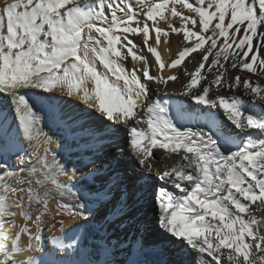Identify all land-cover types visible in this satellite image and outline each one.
Masks as SVG:
<instances>
[{
	"label": "snow or ice",
	"instance_id": "6c2138e0",
	"mask_svg": "<svg viewBox=\"0 0 264 264\" xmlns=\"http://www.w3.org/2000/svg\"><path fill=\"white\" fill-rule=\"evenodd\" d=\"M173 33L181 47L166 61L159 49L163 42L168 50ZM169 82L180 92L161 91ZM24 90L48 94L53 107L58 97L83 103L125 127L146 176L156 175L154 150L174 156L156 175L158 221L201 264H264V0H5L0 7V93L11 97L17 121L16 129L0 123V264H93L81 259L80 232L93 212L75 184L59 179L75 180L81 170L49 161V148L38 155L53 140ZM177 95L199 107L189 111ZM218 115L243 138L225 142ZM46 185L61 197L55 213ZM45 217L64 233L47 246Z\"/></svg>",
	"mask_w": 264,
	"mask_h": 264
},
{
	"label": "bare ground",
	"instance_id": "6f19581e",
	"mask_svg": "<svg viewBox=\"0 0 264 264\" xmlns=\"http://www.w3.org/2000/svg\"><path fill=\"white\" fill-rule=\"evenodd\" d=\"M8 2H11V0H8ZM81 2L83 3L84 0H81ZM4 3L5 0H0V7H2ZM180 47V36L174 33L170 34L168 50L165 49L163 42L159 49L161 51L162 59L167 61L169 55H174ZM147 55L151 62L154 57H152L151 54ZM193 56H196V59L200 58L195 53ZM190 60H192V57H188L185 60V64L191 69L193 64L189 63ZM126 66L129 69L132 68V61L130 58ZM165 72H167V69ZM249 75H251L253 79L259 78L255 74ZM180 90L181 86L175 82H169L166 89L163 87L161 88V91L168 92H180ZM24 91L26 93V98H29L30 103L34 106V110L37 111L42 118L40 127L48 136L52 137L53 140L50 145L42 143L38 155L43 157L45 155V148H49L50 150L47 152L49 161H51L53 156H56L57 159L61 160L68 169L77 168L81 170L77 173L75 180L71 178L70 174L61 176L59 179L64 184H75L76 187L81 190L82 198H86L84 199V203L93 212L91 222L88 223L85 228L80 229L81 234L85 238L86 251V254L83 255L81 259L93 261L92 257L93 255H96V260L93 264H103L105 256L102 253V250L97 246L100 245L99 243L101 242V239H105L102 231L108 224V219H112L114 224L117 225L120 220L118 217L128 211L125 207L127 206L126 200L129 197L128 195H136L137 189L139 190V185L141 184L143 187L145 184L155 182V175H144V169L140 166L138 171L135 170L137 168H132L131 165L137 163L128 148L125 150V152L128 153L125 158H121L119 154L115 153L113 145L116 143L121 144L125 141L122 126L113 125L107 120L102 119L95 111L86 108L83 103L73 102L71 99L65 97H58L57 104L53 107L52 102L48 99V94L37 90ZM236 94L242 95L239 92ZM173 99L177 102L183 103L184 107L189 111L199 107L194 105L193 102L186 97L177 95L174 96ZM243 99L244 101L249 102V106L251 107L248 97L244 96ZM253 111L258 112L260 109L254 107ZM218 120L220 125L222 123L230 130V135H228L230 143L233 140L242 139L243 135H245L237 133L231 125L224 121L222 115H218ZM0 123L10 129H16L17 126L13 101L10 96L5 95L4 93H0ZM17 134L19 133L17 132ZM37 139L42 142L44 137L41 135ZM25 147L27 151H31L27 145H25ZM160 153L161 150L159 149L153 151V154L156 155H159ZM99 157L100 159L103 157L104 160H107V163L99 162ZM126 158L129 159L128 162H126ZM8 159L10 162L14 161V157L11 155ZM32 161L36 163L37 167H39V162L35 160V157H32ZM174 163L175 157L173 156L171 158H166L162 165L164 166L163 168H165V166L170 167ZM126 165L130 166L131 169L130 172H128L132 176L131 183L127 181L129 178H126L125 181L124 177L119 173V167H124ZM121 186H123V189ZM45 189L51 191V196L53 198L48 201V204L53 213H55L61 197L59 193L55 191L54 186L46 185ZM116 194H118V199L117 196L113 197ZM119 196H121V200H119ZM154 197L155 195H152V198L144 204L145 210L138 213L136 222L140 224V227L145 226L147 228L155 229V232L158 233L159 237V242H157L158 245L155 244L154 249L149 250L145 254L137 252L131 254L128 253V251L124 254L122 253L121 255L123 258L121 264H130V262L134 260L139 261L140 264H201L200 258L194 251L189 249L181 241L174 239L161 228L158 221V209L155 205L156 200ZM63 199L68 201L69 197L65 195ZM12 203L15 204L16 202L13 200ZM254 214L258 220L262 218V214L259 211ZM62 218L67 219L66 214ZM123 219V222L118 225L121 229L123 228V225H126L125 217ZM50 223H55V221L51 220L50 217H45L43 235L46 246L48 245L49 238L53 235H64L59 224L56 225V228L50 229L48 227V224ZM123 233L124 232L121 234ZM74 234L75 233H69V236ZM131 235L132 233H129L128 238L126 239L127 241H129ZM121 241L122 239H120V242ZM132 245H135V241L132 242ZM28 254L29 253L25 252L20 255L22 258H26L23 256Z\"/></svg>",
	"mask_w": 264,
	"mask_h": 264
},
{
	"label": "rangeland",
	"instance_id": "374dc122",
	"mask_svg": "<svg viewBox=\"0 0 264 264\" xmlns=\"http://www.w3.org/2000/svg\"><path fill=\"white\" fill-rule=\"evenodd\" d=\"M137 67H141L140 62L137 63ZM230 94L231 93H229V95ZM245 103L247 105H249V102L245 101ZM220 126H221L220 127V136L223 138V140L225 142H229L228 135H230V130L228 128H226V126H224V124H222V123ZM122 132L124 133V140L125 141H123L121 144L116 143L117 145L116 144L113 145V149H114L115 153L119 154V156L121 158H125V156L128 154L125 152V150H126V148L129 149L128 130L122 126ZM112 138H114V137H112ZM162 151L163 150H161V152ZM153 155L157 161L156 163L153 164V172L156 175L162 174L165 171L164 170L165 168H163L164 166L162 165V163L168 157L165 156L163 159H161L160 154L159 155L153 154ZM98 161L99 162H105V164L107 163V160H104L103 157H101V159L99 157ZM128 161H129V159L126 158V162H128ZM131 167L137 168L135 170L138 171L139 165L133 164V165H131ZM162 168H163V170H162ZM119 169H120L119 173H120V175H122L124 177L125 181H126V178H129V179H127V181L131 183L132 176L130 173H128L131 170L130 166H128V165H126L124 167L122 166V167H119ZM157 169H158V172H157ZM156 175H155V178H156ZM154 181L155 182H153L151 184H145L143 187H142V184L139 185V190L137 189L136 195H128L129 197L126 200L127 206H125L128 211H126L125 213H123V215L118 217L120 219L119 223L117 225H115L114 221L112 219H108V221H107L108 224L103 228L102 232L104 234L105 239H101L100 240L101 242L99 244H104L105 247L108 248L107 254H105L103 251H102V253L105 256V260L109 261L110 264H121V261L123 258V256L121 254L122 253L124 254L127 251H128V253H131V254L136 253V252L145 254L149 250H153L155 247V244L158 245L157 242H159V240H158L159 237H158V233L155 232V229L147 228L145 226L140 227V224H138L136 222V218H137L138 213L145 210L144 204L150 198H152V195L153 196L155 195L154 198L156 200L155 189L158 186H162V181H160L158 179H155ZM122 187L123 186H121V188ZM116 196L118 199V194L114 195L113 197H116ZM119 200H121V196H119ZM155 205H156V201H155ZM124 217L126 220L125 221L126 225H123L122 226L123 228L121 229V227H118V225L123 222ZM122 232H124V233L121 234ZM129 233H132V235L129 237V241H127L126 239L128 238ZM120 239H122L121 242H120ZM137 240L142 241V243H143V249L142 250L140 249V245L136 244ZM133 241H135V245H132ZM130 246H133V247H130ZM93 258H95V259H93ZM92 260H93V262L96 260V255H93Z\"/></svg>",
	"mask_w": 264,
	"mask_h": 264
}]
</instances>
